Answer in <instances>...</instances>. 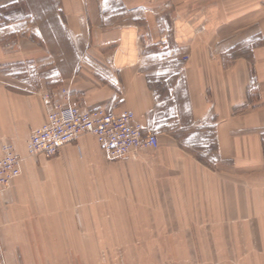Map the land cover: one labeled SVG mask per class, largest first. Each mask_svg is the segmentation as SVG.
Instances as JSON below:
<instances>
[{
  "label": "crops",
  "instance_id": "1",
  "mask_svg": "<svg viewBox=\"0 0 264 264\" xmlns=\"http://www.w3.org/2000/svg\"><path fill=\"white\" fill-rule=\"evenodd\" d=\"M58 1L63 11L53 12L47 33L56 78L39 92H0V156L12 138L24 157L22 174L0 192V264H29L30 244H38L31 263L49 264L41 244L58 240L57 226L103 225L110 183L102 167L105 158L116 161L93 135L55 157L29 156L32 131L57 104L130 111L145 133L168 138L166 150L188 145L173 137L182 124L199 132L201 146H216L240 178L264 162V0L177 15L171 40L148 0Z\"/></svg>",
  "mask_w": 264,
  "mask_h": 264
},
{
  "label": "rangeland",
  "instance_id": "2",
  "mask_svg": "<svg viewBox=\"0 0 264 264\" xmlns=\"http://www.w3.org/2000/svg\"><path fill=\"white\" fill-rule=\"evenodd\" d=\"M148 1L167 40L177 15L188 19L196 8L229 12L248 4ZM56 11H63L58 0H0V92H39L56 78L47 46ZM184 127L176 125L180 132L173 137L188 145L166 150L168 138L155 133L158 146L126 159L133 161L104 159L110 187L103 225L57 226L58 240L41 244L49 264H264V162L249 164L248 176L240 178L231 162L221 161L216 146H201L199 132ZM17 141L7 138L6 143L16 149ZM32 245L38 244L29 245V264Z\"/></svg>",
  "mask_w": 264,
  "mask_h": 264
},
{
  "label": "built area",
  "instance_id": "3",
  "mask_svg": "<svg viewBox=\"0 0 264 264\" xmlns=\"http://www.w3.org/2000/svg\"><path fill=\"white\" fill-rule=\"evenodd\" d=\"M85 134L93 135L110 161L126 160L139 150L159 144L153 132H144L130 111L116 113L103 107L82 109L77 105L51 107L47 122L30 136V156H56L61 149ZM22 174V159L11 144H5L0 156V192L9 188Z\"/></svg>",
  "mask_w": 264,
  "mask_h": 264
}]
</instances>
